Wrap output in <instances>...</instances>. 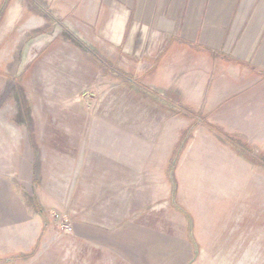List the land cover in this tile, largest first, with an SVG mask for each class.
Wrapping results in <instances>:
<instances>
[{
    "label": "rangeland",
    "instance_id": "obj_1",
    "mask_svg": "<svg viewBox=\"0 0 264 264\" xmlns=\"http://www.w3.org/2000/svg\"><path fill=\"white\" fill-rule=\"evenodd\" d=\"M44 13L0 31V264H264V70Z\"/></svg>",
    "mask_w": 264,
    "mask_h": 264
},
{
    "label": "crops",
    "instance_id": "obj_2",
    "mask_svg": "<svg viewBox=\"0 0 264 264\" xmlns=\"http://www.w3.org/2000/svg\"><path fill=\"white\" fill-rule=\"evenodd\" d=\"M46 11L74 41L129 58L189 47L264 70V0H0V31L41 27Z\"/></svg>",
    "mask_w": 264,
    "mask_h": 264
},
{
    "label": "trees",
    "instance_id": "obj_3",
    "mask_svg": "<svg viewBox=\"0 0 264 264\" xmlns=\"http://www.w3.org/2000/svg\"><path fill=\"white\" fill-rule=\"evenodd\" d=\"M20 103H21V101H20ZM22 104V103H21ZM21 116H22V118H23V120H24V123L25 124H27L28 126L30 125V120H29V118L27 117V115H26V113H25V111L24 110H22V112H21ZM212 128H214V127H212ZM215 129V128H214ZM234 138H232V137H230V136H227V138L225 139V141L229 144V145H231V146H233V147H235L236 149H238L240 152H246V151H248L249 150V148L244 144L243 145V143L242 142H236V140L234 141L233 140ZM238 145L240 146V148L238 147ZM247 153L248 152H246V157L250 160V161H252L253 163H255V164H257V165H259V166H261V167H263L264 168V155L263 156H258V155H247ZM244 154V153H243Z\"/></svg>",
    "mask_w": 264,
    "mask_h": 264
}]
</instances>
